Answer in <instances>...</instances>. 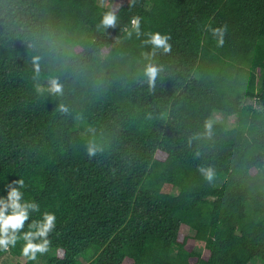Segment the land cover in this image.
<instances>
[{"label": "trees", "instance_id": "obj_1", "mask_svg": "<svg viewBox=\"0 0 264 264\" xmlns=\"http://www.w3.org/2000/svg\"><path fill=\"white\" fill-rule=\"evenodd\" d=\"M10 188L46 264H264V0H0Z\"/></svg>", "mask_w": 264, "mask_h": 264}, {"label": "clouds", "instance_id": "obj_2", "mask_svg": "<svg viewBox=\"0 0 264 264\" xmlns=\"http://www.w3.org/2000/svg\"><path fill=\"white\" fill-rule=\"evenodd\" d=\"M112 17L106 19V23L112 22ZM219 31V30H215ZM222 43V39L219 41ZM152 43L157 46H163L165 51L168 50L166 38L155 34L152 37ZM155 68H149L148 72L155 74ZM51 90L60 91V85L55 81L50 82ZM209 179H214L212 174H209ZM18 185H22V181H16ZM34 204L28 203L22 199V192L19 188H10L7 197H0V249H7L10 245H15L19 238H22L26 243L23 247V253L30 258H34L35 253L46 250L48 241L43 239L53 226L54 216L47 214L43 222L35 221L29 225V231L21 232L25 221L29 219V209H34ZM36 238H41L39 243H34Z\"/></svg>", "mask_w": 264, "mask_h": 264}, {"label": "rangeland", "instance_id": "obj_3", "mask_svg": "<svg viewBox=\"0 0 264 264\" xmlns=\"http://www.w3.org/2000/svg\"><path fill=\"white\" fill-rule=\"evenodd\" d=\"M115 0H99V5H101L104 8H110ZM248 104L253 105L256 109H260V105L255 100H249L247 101ZM213 120L216 124H223L226 125L228 128H233L235 126V118L230 117L222 112H215L213 114ZM183 232L190 234L191 232L188 229H183ZM195 249L199 252H202L204 249V243L197 242L195 245ZM48 252L44 251L42 254V257L36 261L35 264H46ZM26 263L25 258H19L10 252L6 253L4 256L0 258V264H18ZM250 264H261L259 260L251 262Z\"/></svg>", "mask_w": 264, "mask_h": 264}]
</instances>
